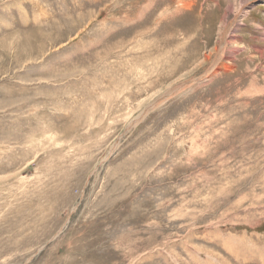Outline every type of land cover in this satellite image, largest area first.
Masks as SVG:
<instances>
[{
	"label": "rangeland",
	"instance_id": "1",
	"mask_svg": "<svg viewBox=\"0 0 264 264\" xmlns=\"http://www.w3.org/2000/svg\"><path fill=\"white\" fill-rule=\"evenodd\" d=\"M243 2L0 0V264H264Z\"/></svg>",
	"mask_w": 264,
	"mask_h": 264
},
{
	"label": "water",
	"instance_id": "2",
	"mask_svg": "<svg viewBox=\"0 0 264 264\" xmlns=\"http://www.w3.org/2000/svg\"><path fill=\"white\" fill-rule=\"evenodd\" d=\"M169 94V92L167 93ZM167 96H162L160 99H158L154 104L158 103V102H161L163 99H165ZM153 107V106H152ZM134 124V123H133ZM133 124H131L128 128H130Z\"/></svg>",
	"mask_w": 264,
	"mask_h": 264
},
{
	"label": "bare ground",
	"instance_id": "3",
	"mask_svg": "<svg viewBox=\"0 0 264 264\" xmlns=\"http://www.w3.org/2000/svg\"><path fill=\"white\" fill-rule=\"evenodd\" d=\"M247 2H248V0H247V1L244 0V2H243L242 4H247ZM171 91H172V90H171ZM164 94H165V93H164Z\"/></svg>",
	"mask_w": 264,
	"mask_h": 264
}]
</instances>
